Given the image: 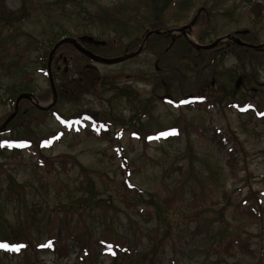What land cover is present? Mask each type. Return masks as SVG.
I'll return each instance as SVG.
<instances>
[{
  "label": "rangeland",
  "instance_id": "1",
  "mask_svg": "<svg viewBox=\"0 0 264 264\" xmlns=\"http://www.w3.org/2000/svg\"><path fill=\"white\" fill-rule=\"evenodd\" d=\"M258 1L0 0V127L21 93L51 101L44 69L53 40L91 35L105 44L87 42L89 50L116 57L137 50L147 29H178L202 9L190 34L197 43L248 30L243 40L260 44L264 9L259 19L252 12ZM160 35L114 65L65 47L51 66L56 104L19 103L0 132L19 148L0 153V241L35 246L56 236L63 246L29 256L0 247V264H90L79 262L84 246L112 264L97 238L127 241L141 254L133 264H264V216L250 220L236 208L247 197L264 208V86L253 80L264 82V53L232 44L191 58L184 38L171 46ZM167 94L174 102L160 98ZM92 116L111 123L109 138L87 129ZM31 138L53 142L45 148L22 140ZM126 178L137 191H126ZM231 237L248 245L226 252Z\"/></svg>",
  "mask_w": 264,
  "mask_h": 264
},
{
  "label": "trees",
  "instance_id": "2",
  "mask_svg": "<svg viewBox=\"0 0 264 264\" xmlns=\"http://www.w3.org/2000/svg\"><path fill=\"white\" fill-rule=\"evenodd\" d=\"M261 8L264 9V1H261V2L258 1L257 3L252 5V12H254V14L256 15V17L258 19L261 18V14H260V10H259ZM160 36H162V35H160ZM59 39H61V38H59ZM53 41H52L51 49H52L53 45L57 42V41H55V43H53ZM65 47L69 48V47H72V45L71 44H65L61 48H59V50L57 51V53L55 55L54 61H53L54 66L56 65L57 58H58L60 52ZM189 51H190L189 52L190 55H188V56L191 58L196 57V55L201 52V51H198L196 49V47H194L192 44H190ZM258 53H264V51L258 50ZM44 71L47 72V65H45ZM29 90L30 89L26 88V87H22L21 89H18V91H29ZM58 91L59 92L66 91L65 84L62 86L59 85ZM83 121H84L83 118H82V120L79 119V123L84 124ZM91 122L93 123L92 126L89 127L88 125H86V127L92 134L97 135L99 138H104V137L109 138V136L112 132L110 122H108L107 120L98 119L96 116L91 117ZM22 140L27 141L31 145L46 144V146H47V142H50V144H52V142H53L52 139H37V138L22 139ZM17 141H18V139H8V138L0 139V153L1 152H7V151L8 152L18 151L19 148L15 146ZM48 147L49 146H47L45 148H48ZM118 150L120 151V156L123 159V166L124 167H126L127 165L129 166L128 158L124 156L123 149L121 147H119ZM229 153L233 156V154H234L233 148L231 149V151ZM45 159L46 158L44 156L40 155L38 157V161L40 162L39 164L42 165L44 163ZM74 162H76V161H74ZM128 173H130V172H128ZM124 182L123 183L125 184L124 187H125L126 191H128V192L137 191L136 188L134 187V185L129 182V179L126 178L124 180ZM236 208L239 210H242L243 214L245 216H247L248 219H250V220L251 219L261 220L264 216V208L262 207V202H260L258 199H257V202H254L253 200H251L250 197H247L242 201V203L240 205L236 206ZM71 236L73 238L77 239V237L75 235L71 234ZM56 238H57L56 236H55V238L49 237L45 243H39V244L37 243L35 246L28 241L9 242L7 240H4V241H0V244H8L10 246H12V245H23V247H20L18 251L10 250L8 248H4L3 250L5 252L10 251L13 253H20V250H21L24 254H26V256H29L30 251L32 252L33 255H38V252L45 251L46 249L50 248V246H52V244H56V242L58 243V245L63 246L62 245L63 242H61L62 237H59L57 239ZM94 245L97 248L102 249L103 252H105L106 254L112 255V259H113L112 264H115V262H117L118 260H120V262H124L125 264L128 262L133 264L134 259L137 258L138 256H141V254H139V251H133V248L128 244L127 241L120 244L116 241H107L104 239H98L97 238L94 241ZM246 245H248V244H246V241L240 240V239H238V237H231L225 244V250H226V252L233 250V253H235V252H238L239 250H242L244 247H246ZM29 248H31V250H28ZM119 248H120V252H118ZM55 250H57V248ZM249 250H250V248H249ZM83 251H84V253H83L84 255H83L82 259L79 260V262H81V263L89 262L90 264H101V262L98 261L97 255H96V253H94V250L84 246ZM150 264H154L153 259H151Z\"/></svg>",
  "mask_w": 264,
  "mask_h": 264
},
{
  "label": "water",
  "instance_id": "3",
  "mask_svg": "<svg viewBox=\"0 0 264 264\" xmlns=\"http://www.w3.org/2000/svg\"><path fill=\"white\" fill-rule=\"evenodd\" d=\"M202 9L199 10V12H201ZM196 16L189 24H186L178 29H172L169 31H162L160 29H155V30H151V29H147L145 31V33L142 35V37L144 38V40H148V38L150 36H152L153 34H161V33H168L171 34L173 31H181L184 32L186 30H188L189 28L192 27V25H194L196 23L197 20ZM248 30H241V31H237V34H245L247 33ZM185 36L187 37V39L189 41H191L194 46L197 49H202V50H210L215 48L217 45L220 44V42L227 40V39H231L234 43L239 44L241 46H247L248 48H252L255 50H260V49H264V42L260 43V44H251V43H247L243 40H241L239 37L237 36H232L231 34H227L225 36L219 37L218 39H216L214 42L210 43V44H198L196 41H194L189 34H187V31L184 33ZM83 41H87L89 43H94L95 45H104L105 42L102 40H97L95 39L94 36H90V35H84L81 36L80 38H74L71 36H65L62 37L61 39H59L54 46L52 47L50 53H49V59H48V75H49V79H50V85H51V90H52V99L51 101H49L48 103H41L37 100L36 96L33 93H29V92H24L21 93L15 101V109L12 112V114L7 118V120L1 125L0 127V132H3L6 130V126L8 125V123L16 116L18 109H19V103L26 99L29 100L30 102H32L37 108L41 109V110H49L51 109L57 102V98H58V92H57V87H56V83L54 80V75L52 72V61L54 58V55L56 54L57 50L63 46L64 44H71L72 46H74L75 49H77L78 51H80L84 56H86L87 58H89L90 60L97 62V63H101V64H106V65H114V64H118V63H122L124 61H127L129 59H132L134 57H136L137 55H139L142 50L144 49V43L135 51L132 52H128L125 53L123 55L120 56H116V57H104L101 55H98L96 53H94L93 51L87 49L86 47H84V45L82 44ZM241 78L238 79L236 86L239 87L241 84ZM260 86H264V82L260 83ZM161 99L164 100H168V101H173V97L169 94L167 95H163L160 97Z\"/></svg>",
  "mask_w": 264,
  "mask_h": 264
},
{
  "label": "flooded vegetation",
  "instance_id": "4",
  "mask_svg": "<svg viewBox=\"0 0 264 264\" xmlns=\"http://www.w3.org/2000/svg\"><path fill=\"white\" fill-rule=\"evenodd\" d=\"M198 15V14H197ZM196 15V16H197ZM198 17H199V15H198ZM174 29H176V28H174ZM187 31V34H189V36H190V34L192 33V27L191 28H189L188 30H186ZM186 31H184V32H181V31H174L173 33H171V34H168V33H165V36H167L168 38H171V46L173 45L172 43H174L176 40H178V39H180V38H184V40L185 41H187L188 43H190V41L187 39V37L185 36V32ZM165 32V31H164ZM248 33L249 32H247V33H245V34H236V33H234V34H231L232 36H237V37H239L241 40H243V37L244 36H246V35H248ZM160 35V34H159ZM151 37V36H150ZM150 37L148 38V40L150 39ZM148 40H142V43H141V45L144 43V49H143V51L145 50V48L147 47V43H148ZM244 41V40H243ZM246 42V41H245ZM86 43L87 42H85V41H83L82 42V44L84 45V47H86L87 48V45H86ZM248 43V42H247ZM191 44V43H190ZM232 44H235V45H237V46H240V47H244V48H246V49H251V48H248L247 46H241V45H239V44H236V43H234L231 39H227V40H224V41H222V42H220V44L218 45V48H220L221 50H224V52H228V51H231V47H232ZM140 45V46H141ZM139 46V47H140ZM88 49V48H87ZM168 49L169 48H167L166 50L168 51ZM197 49V48H196ZM198 50V49H197ZM198 51H203V50H198ZM262 51H264V49H262ZM55 58V57H54ZM54 58H53V61H54ZM52 61V62H53ZM212 61L214 62L215 61V58L214 59H212ZM158 63H159V61H157V63H156V65H158ZM204 63H206V62H204ZM207 66V64H205L204 66H202L201 65V67H206ZM157 69H158V66H157ZM242 78V80H241V85L244 83V80H243V77H241ZM254 82H255V84L257 83V85L258 86H260L261 84L260 83H263V82H258L257 80H256V78H255V76H254ZM215 82H216V80L215 79H213L212 81H211V85L212 86H214L215 85ZM237 83V82H236ZM240 85V86H241ZM239 86V87H240ZM239 87H237L236 86V88L238 89ZM261 87V86H260ZM263 87V86H262ZM253 90L254 91H257V88H253ZM194 96L193 95H190V96H188V98H189V100H192V98H193ZM183 101V100H182ZM182 101H180L181 103H182Z\"/></svg>",
  "mask_w": 264,
  "mask_h": 264
},
{
  "label": "snow or ice",
  "instance_id": "5",
  "mask_svg": "<svg viewBox=\"0 0 264 264\" xmlns=\"http://www.w3.org/2000/svg\"><path fill=\"white\" fill-rule=\"evenodd\" d=\"M0 247L18 251L20 247H23V245H12V246H10L8 244H0Z\"/></svg>",
  "mask_w": 264,
  "mask_h": 264
}]
</instances>
